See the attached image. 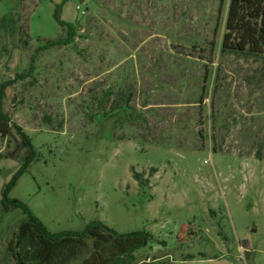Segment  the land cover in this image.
<instances>
[{"label": "rangeland", "instance_id": "obj_1", "mask_svg": "<svg viewBox=\"0 0 264 264\" xmlns=\"http://www.w3.org/2000/svg\"><path fill=\"white\" fill-rule=\"evenodd\" d=\"M230 4L0 0V21L20 12L31 37L0 32V83L36 55L33 78L9 87L4 102L36 156L27 166L9 157L18 136L0 135V264H14L8 244L28 220L4 206L23 168L7 198L53 235L102 221L120 234L149 232L137 255L158 264H264V159L255 157L264 147V45L224 51ZM59 7L60 20L77 25L75 41L37 53L65 35ZM111 88L134 92L135 117L92 121L87 108Z\"/></svg>", "mask_w": 264, "mask_h": 264}, {"label": "trees", "instance_id": "obj_2", "mask_svg": "<svg viewBox=\"0 0 264 264\" xmlns=\"http://www.w3.org/2000/svg\"><path fill=\"white\" fill-rule=\"evenodd\" d=\"M59 11L60 7L57 9L56 17L64 28L65 35L55 40L46 41L39 47L37 53L74 43L77 25L62 22ZM22 17L20 12H13L2 19L0 32L4 34L10 32L13 35L15 29H21L27 39H31L28 32L24 31L23 25L21 26ZM226 28L228 31L222 42L224 51H245L251 46V52H256L255 48L264 45V0H231ZM21 41L25 46L29 44L28 40ZM199 49L202 52L205 51L203 47H199ZM35 62L36 55H33L26 72L18 73L15 78L0 83V135L4 138L15 134L18 136L16 147L7 155L12 158L22 155L25 166L31 164L35 159V146L28 133L13 122L10 114L5 111L4 102L9 87L19 81L33 78ZM113 96H117V98L111 100ZM134 97L135 94L132 90L114 91L112 88L103 90L102 94L94 96L96 110L93 109V111L91 107H88L90 112L87 116L92 121L98 116H103L107 120L134 118L136 114L132 106ZM50 123L51 118H46V124ZM255 157L264 159L263 146L257 150ZM24 169L7 187L4 201L5 210L22 209L28 215V220L19 226V232L8 244V251L15 261L14 264H66L68 260L80 254V250L83 248H87L89 252L85 253L87 255L81 264H158L154 262L155 260L148 261L137 255L152 239V235L146 231L120 234L102 221H93L80 233L51 234L26 205L18 200L7 198ZM134 175L135 179L141 182L142 174L135 172ZM6 201L11 206L7 205Z\"/></svg>", "mask_w": 264, "mask_h": 264}]
</instances>
